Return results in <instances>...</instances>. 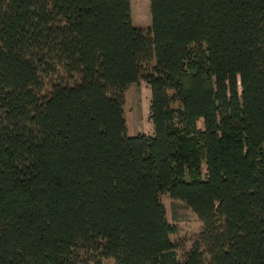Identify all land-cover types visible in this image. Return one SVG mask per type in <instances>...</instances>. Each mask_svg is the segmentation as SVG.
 Listing matches in <instances>:
<instances>
[{
  "label": "trees",
  "instance_id": "16d2710c",
  "mask_svg": "<svg viewBox=\"0 0 264 264\" xmlns=\"http://www.w3.org/2000/svg\"><path fill=\"white\" fill-rule=\"evenodd\" d=\"M149 11L0 0V264H264V0ZM163 194L202 225L181 260Z\"/></svg>",
  "mask_w": 264,
  "mask_h": 264
},
{
  "label": "rangeland",
  "instance_id": "374dc122",
  "mask_svg": "<svg viewBox=\"0 0 264 264\" xmlns=\"http://www.w3.org/2000/svg\"><path fill=\"white\" fill-rule=\"evenodd\" d=\"M131 18L134 26L148 29L150 27L149 0H130ZM150 89L144 81L128 86L124 94V115L127 135L138 133L151 135L152 123L149 117ZM198 127H202L201 121ZM168 223L174 233L170 240L175 246L178 260L191 248L199 236L202 225L197 216L181 201L172 199L168 194L160 196ZM102 264H114L112 260H101Z\"/></svg>",
  "mask_w": 264,
  "mask_h": 264
}]
</instances>
